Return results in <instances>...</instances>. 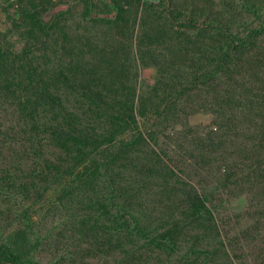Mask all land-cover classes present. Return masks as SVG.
<instances>
[{
    "label": "trees",
    "instance_id": "16d2710c",
    "mask_svg": "<svg viewBox=\"0 0 264 264\" xmlns=\"http://www.w3.org/2000/svg\"><path fill=\"white\" fill-rule=\"evenodd\" d=\"M240 4L260 17L256 0ZM251 24L242 23L247 33L233 41L235 48L246 47L264 32V21L258 27ZM133 39L132 59H100L98 66L80 62L79 67L66 62L62 75L48 80L41 77V65L29 59H0V99L17 101V118L34 154L36 139L48 134L72 166L84 164L90 183L98 188L96 204L111 200L128 233L157 234L170 247L182 239L187 250L205 256L204 264H264V73L258 63L234 69L225 64L213 85L229 90L237 84L242 91L215 93L209 81L217 73L182 74L170 59L168 80L151 77L153 92L144 96L136 88L144 59H137L141 48L139 43L132 47ZM234 77L250 80L237 83ZM61 84L77 91L71 107L64 101L61 106L62 97L49 91H58ZM250 91L255 98L246 97ZM228 95L237 98L236 105ZM180 99H196L203 107L198 113L209 115L212 125H188L196 112L173 106ZM54 107L62 109L52 116L57 122L38 124ZM17 134L16 128L0 127L1 157L10 151L4 148L7 141L21 140ZM146 143L149 151L140 149ZM240 194L246 198L245 210L224 212ZM12 239L1 238L0 259L22 264L11 249Z\"/></svg>",
    "mask_w": 264,
    "mask_h": 264
},
{
    "label": "rangeland",
    "instance_id": "374dc122",
    "mask_svg": "<svg viewBox=\"0 0 264 264\" xmlns=\"http://www.w3.org/2000/svg\"><path fill=\"white\" fill-rule=\"evenodd\" d=\"M256 3L259 18L243 11L240 0H0V59H29L41 65V77L48 80L62 75L66 62L98 66L100 59H132V36V47L139 43L141 48L137 59H144L137 70L141 94L153 92L151 77L168 80L170 59L182 74L217 73L209 81L216 93L226 89L213 85L225 64L234 69L258 63L264 73V32L246 47L233 43L247 33L243 22L258 27L264 21V0ZM226 90L242 91L237 84ZM49 91L62 97L61 106L62 101L73 106L76 89L61 84L58 91ZM245 94L256 97L255 91ZM236 99L228 95L230 104L236 105ZM173 106L196 112L186 120L188 125H212L209 115L198 113L203 107L196 99H180ZM16 110V100L0 99V127L16 128L15 136L21 137L6 142L4 148L10 151L2 157L0 151V241L12 235L11 249L20 254L22 264H193L195 259L204 264L205 256L187 250L182 239L170 247L166 237L128 233L111 200L96 204L98 188L90 183L89 171L84 164L72 166L53 136L36 139L38 155L29 149ZM47 110L38 124H55L58 118L52 116L62 109ZM150 148L149 143L140 147ZM246 205L240 194L224 212L238 215ZM0 264L6 263L0 259Z\"/></svg>",
    "mask_w": 264,
    "mask_h": 264
}]
</instances>
